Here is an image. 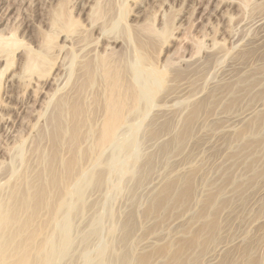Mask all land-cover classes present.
I'll use <instances>...</instances> for the list:
<instances>
[{
    "label": "rangeland",
    "instance_id": "rangeland-1",
    "mask_svg": "<svg viewBox=\"0 0 264 264\" xmlns=\"http://www.w3.org/2000/svg\"><path fill=\"white\" fill-rule=\"evenodd\" d=\"M93 10L98 11L95 13L97 16H94V18H98L96 31L95 29L92 31L89 24ZM57 11L58 13H56ZM63 18L65 19L63 20ZM74 19L80 21L77 23V27H72V32L69 33L67 40L71 39L72 43L76 40V43L72 44L67 40L63 42L62 35L67 36L63 33L55 44L63 46L65 49H58L56 46V49L46 47L47 43L45 42L47 41L44 38L46 39L48 36L45 35H50V32L58 29L60 21L61 24L64 21L63 25L69 27ZM117 20L118 22H116ZM55 22L56 24H54ZM102 30L106 31L105 35L108 36H114V33L121 35L122 43L101 41V35L99 36L101 44L95 43L94 39L90 40L96 38ZM70 34H72L71 37ZM179 40L181 41L179 42ZM0 41V212L2 209L13 206H9L14 201H10V198L16 197V193L21 192L23 188L25 190L22 191L26 192L28 186L29 188L31 185L38 188L42 184L44 185L45 172L52 161H54L53 169L58 174L62 168L55 160H62L61 162L66 164L70 160L74 162L72 158L78 155V162L80 161L78 167L74 166L76 170H72V173H75L74 177L75 175L80 177L78 176L79 178H75V182L70 183L69 195L66 196V199L63 198L64 203L60 206V211L56 213L57 216L52 223H48L47 230H45L46 235L50 234L54 238L49 241L52 249L50 260L54 264H137L136 257L138 255L152 249L162 248L165 242L175 237V232L179 233L180 228L179 225L169 226L166 232L161 235L162 238L153 241V243L143 241L140 222L143 221L142 215L148 206L150 196L168 178L183 175L193 166H205L203 171L208 175H201L202 172H200L197 176L213 179L218 174L215 170L218 167V162H220L218 165L222 164L223 159H226V153L229 152L225 148L227 146L225 140L229 138L231 131L234 132L242 125L237 121L239 113L243 115V111L246 110L264 112V90L262 91L264 86H261L262 97L258 103L254 102L255 108L250 105L252 108L250 109L246 107L249 103L242 102L240 104L242 107H236L235 110H238L236 112L233 110V114H230L232 116H227L231 119L226 120L229 121V124L224 120L220 122L223 129L218 131L215 129L216 132L211 133L197 126L195 127V136L198 140L194 138L193 141L192 139L187 141L181 149H177L174 142L171 141L172 137L181 129L180 123L191 105L205 98L212 90L232 85L238 76L246 75L247 68L252 70V68L264 64V0H0ZM6 41L8 45L3 44ZM77 41L80 42L79 45ZM91 42H94L95 45L93 44V46ZM88 43L90 44L87 45ZM159 43L162 46H159ZM18 44L19 46H17ZM86 45L89 47H84ZM92 46L95 48V52L91 51ZM113 50L114 52L110 55ZM250 51L253 53L250 54L251 57L248 54L247 59H245L246 57L240 58L243 53L247 54ZM44 52L45 54H42ZM107 53L110 55L111 64L114 62L113 67L116 65L120 68L121 73L119 74H123L120 76L123 77L122 80L128 81L129 84L131 81L132 88L135 89L134 92L138 90L137 93L142 97V101L140 97L136 96L141 101L139 105L142 106L140 107L141 113L137 112L136 116L131 114L127 117V122L118 132L119 139L104 148L106 150L97 152L96 149H90L93 147L92 139L98 129L94 125L95 123L80 129L76 143L71 141V144L64 134L67 127L62 123L54 126V121L61 122L63 113L62 115L57 113L62 112L64 106L76 102L74 100H76L77 92L81 93L80 90L83 89V86L86 90L85 93H81L82 98L78 99L79 103L83 100V103L79 104L80 106L91 101L94 103L95 98L99 100L100 81L96 80L98 77L93 78V81L96 80L94 85L91 80L85 81L84 75L82 76L84 72L82 67L88 63L95 67L98 62L95 63V59H102L101 57L104 59V56L107 59ZM27 54L29 57H38V62L54 57L55 65L46 77L38 79L34 73L30 74L31 72L28 70L22 69L26 68ZM7 61L11 62V67L9 66L3 72ZM119 62L120 64H118ZM149 62L150 65L152 63L156 73L151 72ZM159 72L165 73L164 77L167 75L170 77L173 73L172 75L175 77L189 79L188 84L180 86L185 81L183 83L177 81L172 84L166 77L168 82L166 81L162 85L156 95L152 96L149 93L146 95L151 88H154V80L158 77ZM93 77L95 76L93 75ZM42 78L44 79L42 80ZM83 80L84 82H82ZM81 83L85 85H81ZM152 83L154 84L151 85ZM172 85L175 88H171ZM41 86L43 91L41 90V93L38 94ZM149 88L150 90H148ZM35 90H37L36 96L34 95ZM173 90H175L174 93H171ZM169 92L171 95L167 94ZM96 94L99 98L96 97ZM85 106L83 107L85 108ZM92 106L94 107V105ZM219 108L221 109V107ZM98 113L99 110L94 118L98 116ZM232 117L237 120H233L231 125ZM224 118L226 117L224 116ZM164 120L170 122L169 127L164 130L157 129V125ZM52 121L54 123L50 124ZM70 149L78 154H72ZM100 153L102 154L100 155ZM83 159L84 162H82ZM94 159L96 160L93 164ZM236 168L232 172L237 176L239 173L241 174V167ZM210 170L211 172H209ZM197 176L195 183L198 184L197 180L201 182L202 179ZM37 178L41 180L39 181ZM263 184L260 183V185ZM199 185L196 186L201 187L200 183ZM260 185L256 187L258 189L264 187ZM57 186L59 187V185ZM59 188L62 189L61 186ZM54 189L49 198L50 201L48 200V204L52 206L42 212L49 219L51 218L50 213L54 210L51 208L55 207V203L59 199L55 198L56 195H59L56 194L57 187ZM197 190L199 192L200 188ZM23 192L21 193L25 195ZM61 192L63 190L59 191V193ZM22 194L19 193L17 196H24ZM260 194L264 195V190ZM260 194L253 196L254 202L257 201L256 197L259 196V199L262 197ZM253 199L252 202L251 199L248 201L249 204L246 203L247 209L251 206L250 211L246 209L250 214L248 217H246L247 212L245 213V211L239 210L238 212V209L235 211L237 218L244 215L247 218L246 222L245 217H242V223H236L240 218H236V222L231 220L235 219V216H231L227 221L230 224L234 222V224L227 227L228 223L225 222L223 227L231 230L230 234L236 236L239 234L240 236V233L244 234L243 230L247 231L248 229L249 236L257 237L261 232L260 227L264 225V210L261 214L263 215L262 219L257 223L254 222L256 219H253L252 222L251 217L256 216L254 211L256 204L255 207L252 205L254 204ZM191 208L192 211L195 210L193 209L194 205ZM236 212L245 214L238 216ZM46 217H41V221L42 219L49 220ZM249 218L251 221H247ZM128 220L135 221V226L126 225ZM186 221L187 216L183 217L181 224ZM249 222H252V226ZM242 225L251 226V228ZM255 227L256 229H254ZM32 228L33 226L30 227V229ZM262 228L264 229V227ZM224 230L222 228L220 235L222 238L224 235L227 238V232ZM223 232L226 234H222ZM261 247L257 251L258 256L264 254V245ZM231 252L233 258L239 260L237 255L233 251ZM220 256L213 264L219 263ZM203 262L206 263L205 260Z\"/></svg>",
    "mask_w": 264,
    "mask_h": 264
},
{
    "label": "bare ground",
    "instance_id": "bare-ground-1",
    "mask_svg": "<svg viewBox=\"0 0 264 264\" xmlns=\"http://www.w3.org/2000/svg\"><path fill=\"white\" fill-rule=\"evenodd\" d=\"M90 1H92V0H90ZM106 4H109V3L106 2ZM97 6H100V5H97ZM92 9H93V7H92ZM96 11L93 10L92 11L93 14L89 18L91 20L89 23L91 27L90 26L89 27L91 28L92 31H93V29H95V31L97 30L96 29L97 28L96 22L98 21L97 20L98 18H96V17H95L96 19L94 18L95 15L97 16V14H95V13H98V11L97 12ZM56 13H58V11ZM100 16H101V14H100ZM121 16H122V14H121ZM68 17H70V16H68ZM59 18H62V17H59ZM64 19L65 18H63V20ZM100 19L102 20V18H100ZM119 19H121V18H119ZM74 20H72L71 24H69V27H68V25H67V27H65V25H63L64 21H62V24H61V21L59 20L60 22L59 21L58 22L60 23V27H63V28L65 27V28L63 29V28H60L59 26H57L58 29H56V30L54 29L52 32H50V35L46 34L45 36H48V37H46V39L43 37L44 40L47 41V42H45V43H47L46 47L55 48V46H56V48H58V49H62V50L65 49V48H63V46H58L57 44H55V42L58 40L60 35L63 33L67 34V36L62 35L64 37L63 42H66V40L69 39L68 37H69V33L72 32L71 31L72 27H74V28L77 27L78 26L77 23L80 21V20L79 21H76V20L74 21ZM103 20H106V19H103ZM153 21H155V20H153ZM116 22H118V20ZM54 24H56V22ZM108 24H110V23H108ZM115 24H117V23H115ZM50 28H51V26H50ZM50 28H49V30L51 31ZM98 29H100V28H98ZM87 30H90V29H87ZM111 31H112V28H111ZM167 31H168V29H167ZM105 32L106 31H104V30L100 31L99 34H97L96 38H91L90 40L92 41L94 39L95 43L96 42L98 43L100 41L99 36L101 35L102 36L101 41H107L108 43H110V42L111 43H120L121 42V40H122V39H120L121 35H118V34L116 35V33H114L115 34L114 36H108L107 34H106L107 35L106 36ZM155 34H157V33H155ZM71 35L72 34H70V37H71ZM110 35H112V34H110ZM165 35H167V34H165ZM165 35H163V36H165ZM181 40H179V42ZM67 41L71 42V39L67 40ZM79 41H81V40H79ZM79 41H77L78 45L80 43ZM127 41H129V40H127ZM164 41H166V40H164ZM86 42H88V41H86ZM140 42H142V41H140ZM185 42H186V40H185ZM73 43L75 44L76 40ZM82 43H83V41H82ZM91 43H92V45L94 44V42H91ZM3 44L8 45L7 41H6V43H3ZM14 44H15V42H14ZM14 44H11V45H14ZM89 44L90 43H88L87 45H89ZM99 44H101V43L99 42ZM160 44L161 43H159V46H162ZM6 45H4V46L6 47ZM43 45H45V44H43ZM87 45L84 47H86V48L89 47ZM17 46H19V44ZM93 46H92V48H93ZM121 46H122V44H121ZM163 46H164V44H163ZM138 47H140V46H138ZM106 48H108V47H106ZM79 49H80V47H79ZM91 49H89V50H91ZM94 50H95V48H93L91 51L95 52ZM112 52H114V50L110 52V55ZM34 53H36V52H34ZM40 54H41V52H40ZM42 54H45V52ZM248 54L252 55L253 53L251 51H250V53H247V54L243 53L242 57H240V58L244 59ZM29 55L27 57V63H25L26 68H22V69L28 70L29 72H31L30 74L34 73L35 75H37L36 77H38V79H41V77H46L48 75V73L50 72V70L55 65L53 62V61H55L53 59L54 57L53 58L48 57L49 59H45L46 61L38 62L37 61V60H39V59H37L38 57L37 58L33 57V56L29 57ZM108 55H107V59H108ZM110 55H109L108 60L105 59L106 58L105 56H104L105 60L103 59V57H101L102 59H99L100 61L95 59V63L98 61L95 64V67H92L93 64L91 65L89 63L86 64V66L82 67L84 72L83 73L81 72V73H82V76L84 75L85 81L91 80L92 85H94L96 80L99 79L100 87H99V85H97V87H99V90H100V92H99L100 98L97 97L98 94H96V97L99 98V100L95 98L94 103H93V101L90 100L91 101L90 103L88 102L85 104V105H87V104H89V105L85 106L83 104L82 106H80L81 103H83L82 102L83 100L80 99L81 103H79L78 99L82 98L81 93L86 90L85 87L83 86V89L81 88L82 90H80L82 92L81 93L77 92V95L75 97L76 100L73 99L76 102H73L74 104H71L69 106H64V104H63V106H64V108L62 107L63 111L62 112L59 111L57 113V114L61 113V115L63 113V115H62L63 118L61 119V122L57 120L58 123H56V121L53 120L55 123L53 121H52V123H50V124L54 123V126L58 125L59 123L64 124L67 127V129L64 130V134L67 136L66 138L69 139L70 142L72 141L74 143H76V140L78 138V133H80V129L84 128V126L88 127V126L92 125L91 123H93V124L95 123L94 125H96V127L98 129L94 128V129H97V132H96V134H94V138L92 139L93 140V147H91L90 149H92V148L96 149L97 152L98 151L102 152V150H106L104 148L109 147L110 144L112 145L113 141L115 143L116 139H119L117 137L118 132H119L120 128L123 127L124 124L127 122V117L131 114L135 115L137 112H140L141 111L140 107L142 106V105H139V103L142 101V97L138 95V93H137L138 90H137V92L136 91L134 92L135 89L133 90V88H132L133 86L131 84V81L129 84L128 81L124 82L122 80L123 77L121 78L120 76L123 74H121V75L119 74V73H121V71L119 70L120 68H118L116 65H115V67H113L114 62H112V64H111ZM251 55L249 57H251ZM74 56H76V55H74ZM112 57H114V54H112ZM51 58H52V60L50 62ZM123 59H124V57H123ZM147 59H150V58L147 57ZM245 59H247V57ZM3 60H6V59H3ZM75 60H77V59H75ZM245 62H247V61H245ZM10 63H11L10 61H9V63L7 61L6 67H5L3 72H5L7 70V68L11 65ZM90 63H91V61H90ZM142 63H144V62H142ZM237 63H239V62H237ZM242 63H244V61ZM118 64H120V62ZM134 64H137V63H134ZM147 65H148V61H147ZM149 66L151 68V72L156 73L152 63L150 65V62H149ZM90 68H92V69H90ZM246 70H248L250 72L245 71L248 73L247 74L241 70V72L245 73L246 75H242V76L240 75V77L238 76L237 80H235L234 83H232V85H225V86H221V88L219 87V89H217V90H212V92H208V94L205 98H203L199 102L197 101L195 104L190 106L186 116H184V118L182 119V122L180 123L181 129L178 131L179 133L177 132L178 134L176 133L175 136H173L172 140H171L174 142L177 149H181L187 141H191V139L193 141L194 138L195 139L197 138L195 136L196 135L195 127L199 126L200 129L202 128V130H205V131L211 132V133L216 132L220 129H223L222 126H220V122H222V120H224L225 123L229 124V121H226V120H229L230 118L227 116H229L230 114H233V110H235L236 107L239 108L238 106H241L240 104H242V102H246V104L249 103V105H247L246 107H249L250 109H252L250 107V105H253V104L259 102L260 98L262 97L261 96L262 92L260 91L262 88L261 86H264V83H262L264 81L263 80L264 79V64H262L261 66L259 65L258 67H254V69L252 68V70H249L248 68ZM25 74H27V73L25 72ZM163 74H165V73H163ZM163 74H162V72H159L158 77L157 78L155 77L156 80H154V82H155L154 88L150 87L151 90H150V88L148 89V90H150V92L152 94L150 92H147L146 95H149V94L152 96H153V94L156 95V93L159 91V89H161L162 85L167 80H169V83H172V84H173V82H174V84L177 83V81H180L181 83H183L185 81L183 84H180V86H182L184 84H188L187 82L189 79L186 80L184 77H181V78L175 77L174 75H172L173 74L172 73L170 75V77H169V75L166 74L167 75L166 77L169 78V79L167 78V80H166V77H164ZM93 75L95 77H93ZM128 75H129V73H128ZM25 76H28V75H25ZM152 76H154V75H152ZM96 77H98V78H96ZM93 78H96V80H94L95 82L93 81ZM135 78H137V77H135ZM261 78H263L262 79L263 81L261 80ZM43 79L44 78H42V80ZM53 79H55V78H53ZM136 80H138V79H136ZM99 81H97V82H99ZM259 81H260V84H259ZM82 82H84V80ZM82 84L83 83H81V85ZM153 84L154 83H152L151 85H153ZM83 85H85V84H83ZM37 86H39V85H37ZM90 86H91V84H90ZM186 86H189V85H186ZM172 87H173V85L171 86V88ZM177 87H179V86H177ZM173 88H175V87H173ZM258 88H260V89H258ZM176 89L178 90V88H176ZM41 90H42V86L40 88V91L38 89V91H39L38 94L41 93ZM175 90H173V92H171V93H174ZM257 90H259V91H257ZM263 90L264 89H262V91ZM36 91L37 90L34 91L35 93L33 92L34 95L37 94ZM167 94L169 95L170 92ZM136 95L138 97H140L141 101H139V99ZM142 95H144V94H142ZM87 96H88V94H87ZM149 97L153 98L151 96H149ZM143 99H146V98H143ZM169 99L171 100V98H169ZM244 99H245V101H243ZM261 100H263V99H261ZM49 102H51V101H49ZM145 102H147V101H145ZM92 105H94V107ZM258 105L260 106L261 104L259 103ZM83 106H85V108ZM254 106L255 105H253L252 107H254ZM219 107H221V109ZM59 108H61V107H59ZM249 108H245V109H249ZM61 109H59V110H61ZM142 109H144V108H142ZM98 110H99L98 116L96 118H94V116ZM237 110H235V112ZM257 110H259V109H257ZM249 111L250 110L243 111L244 114L247 113L248 115L247 114L242 115L239 113L238 116L240 118L236 116L238 118V120H237V118L234 119L235 117H232L233 119H232L231 125L234 122L233 120L239 121L238 123H240L242 125L237 130H234V132L231 131V134L228 136L229 138H227L225 140V143L227 144V146L225 148L229 152H227L225 150L227 152L226 153L227 156L225 155L226 159H223V162H224V160H225V162L224 163L221 162L222 164H220V165H218L220 163V162H218V164H217L218 167L215 169L218 174L215 173L216 175L213 177V179L212 178H208V179L205 178L204 179L203 177L200 178V176L202 174H206L205 171H203V169H204L203 167H205V166H202V165L193 166L187 173H185L183 175H177V176L168 178L162 184V186L153 195L150 196L148 206L142 215L143 221L140 222V228L142 230L143 241L153 243V241H156L159 238H162L161 235L166 232V230L169 228V226H173V225L178 226L179 225L180 229H179V233H178V231L175 232V234H174L175 237L171 238L172 240H169L162 245V248H159L156 250L152 249L147 253H143V254L138 255L136 257L137 264H207V263L213 264L217 260V257L219 258L220 255H221L220 259L218 260L219 263L216 262L218 264H264V256H263L264 254H262V256H258V254H257L258 249L260 250V247L264 245V229L262 228V227H264V225H262L261 227L258 226V227H260L261 232L259 233V235L257 237H253L252 235L249 236L248 232H247L248 229H247V231L243 230L242 232H244V234L241 235L242 233H240V236L238 234V236H239L238 237L235 234H230L231 230H229L227 228L228 225H231L232 223L234 224V222H231V221H230L231 224L228 223L227 222L228 218H230L231 216L232 217L235 216V219H233V218L231 219L235 222L237 221L238 218H240V217L237 218V215L235 214V211L237 209H238V212H239V210H241V212L242 211H245V213L247 212L246 214L243 212L245 215H247L246 217H248L250 215V214H248L249 213L248 211H250L249 208L251 206H249V208H248L249 210L246 208L247 204H249L248 201H250V199H251V202H252V199L254 198L253 196L254 195L256 196V195L262 193L264 190L263 189L264 187H260V189H258L256 187V186L260 185V183H262V184L264 183V112L255 111V110L254 111L251 110L250 112ZM143 112H144V110H143ZM259 112H261V113H259ZM224 116L226 118H224ZM230 116H232V115H230ZM220 118H223V119H220ZM164 121L161 122L160 124H158L157 125L158 127H156V128L164 130V129H166V127H169L168 125L170 122H167L166 120H164ZM221 124L223 125L224 123H221ZM227 127H229V126H227ZM229 128H231V127H229ZM215 129H216V131H215ZM90 130H91V128H90ZM92 136H93V133H92ZM197 140H198V138H197ZM72 142H71V144H72ZM70 151H71V149H70ZM74 153H75V155L78 154V153H76V151L72 152V154H74ZM89 154H93V153H89ZM101 154L102 153H100V155ZM77 156H74L72 158L74 160V162L72 160H70L66 164L61 162L62 160L61 161L55 160V161H58L59 165L62 168V170L59 174L56 170L53 169L52 164H54V161H52V163L49 161V164L51 163V165L46 169L45 179L43 181L44 185L41 183L42 186L39 185L41 187H38V188H36V186L34 187L32 185L30 186V188H29V186H28V188L25 187L27 190L26 192L22 191L24 189L23 188L21 190V192L25 193V195L18 191L20 194H22L24 196L18 197L17 195L19 193H16L17 195L14 194V195H16V197L13 196L14 199L10 198L11 199L10 201L14 200L12 202L13 204L8 203V204H10L9 206H11V205H13V206L12 207L8 206L9 208L1 210V212H0V264H49L50 261H51L50 264H54V263H52V260H50L51 259L50 253H52L51 252L52 249L49 245L50 244L49 241H51L50 239H54V238H52V236L50 234L46 235L45 233H47V232H45V230H47L46 227L48 226V223L49 222L52 223V221L57 216L56 213L58 211H60V208H61L60 206H62L64 203L63 198L65 197V199H66V196L69 195L70 183L72 184V181L75 182L74 181L75 178H77L79 176V175L78 176L75 175V177H74L75 173H72V170H76V167H78L77 165L80 163V161L78 162ZM95 160L96 159L93 160V162H92L93 164H94ZM88 161H89V159H88ZM97 161H99V160L97 159ZM82 162H84V159ZM89 163H90V161H89ZM84 165H85V163H84ZM74 166H76V167H74ZM237 166L241 167L240 168L241 171L239 170L241 172V174L239 173L240 174V175L238 174L239 176L238 175L236 176L232 172V170L234 168H236ZM200 172H202L201 175L197 176V174ZM209 172H211V170ZM207 173H208V170H207ZM102 175H104V174H102ZM206 175H208V174H206ZM212 175H214V174H212ZM196 176L199 177L200 179H202L201 182L197 180V182H199L201 184V187L196 186V185H199V183L198 184L195 183L196 182ZM37 179H39V178H37ZM40 180L41 179H39V181ZM28 184H26V185H28ZM57 185H59V187L61 186L62 189L59 188ZM260 186H264V184L260 185ZM55 187H57V191H56L57 193L56 194H59L60 196L59 195L55 196V198H57V199L59 198V199H58V202L55 203V207L51 208V209L54 208V210L52 213H50L51 218L49 219V217L48 216L46 217L45 213L42 214V212L46 211L47 208L52 206V205L48 204L49 203L48 200L51 197V193H53V190H55L54 189ZM198 188H200L199 192L197 190ZM58 189H60V190H58ZM255 189H257V190H255ZM61 190H63V192L59 193V191H61ZM10 195H12V194H10ZM261 195L262 194H260V196ZM251 196H252V198H251ZM263 196L264 195H262V197ZM258 197H256L257 201H255V202L253 199L254 204H252V205H254V207L256 204V210H254L256 212V216L255 217L250 216L252 218V222L254 221L253 219H256L254 221L256 223L259 222L260 219H262L261 217L263 215H261V214H263V210H264V201H263L264 199L262 200V197H260V199ZM192 205H194V208H193V209H195L194 211L191 210ZM48 211H50V210H48ZM243 213H240V214H243ZM240 214H238V216H241ZM44 216L46 218H48L49 220H43L42 219V221H41V217L45 218ZM185 216H187V221L185 223L181 224V221H182L183 217H185ZM242 217H245V216L243 215ZM242 217L240 219H238L239 222H236V223H239V224L242 223L241 222ZM246 217H245V222L247 219ZM129 220L127 221L126 225L128 224L130 226H135V221L132 222ZM247 221H251L250 218ZM225 222L228 223V224H226L227 227H223L225 225ZM252 222H249V223H251V226H252ZM256 223H254L255 226H257ZM243 224H246V223H243ZM235 225H238V224H235ZM31 226H33L32 229H30ZM242 226L247 227L246 225H242ZM251 226H249V227L251 228ZM249 227H247V228H249ZM151 228H152V230H151ZM222 228H223V230L226 228L224 230V232H227V238H225V235L223 238L220 235L222 232ZM229 228H230V226H229ZM254 229H256V227ZM224 232L222 234H226ZM144 233H146V235L143 236ZM236 234H237V232H236ZM231 251H233L234 254L237 255L239 260H235V258H233V253ZM203 260H205L206 263H204ZM234 260H235V263H234ZM237 261H238V263H236Z\"/></svg>",
    "mask_w": 264,
    "mask_h": 264
}]
</instances>
